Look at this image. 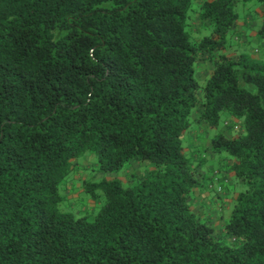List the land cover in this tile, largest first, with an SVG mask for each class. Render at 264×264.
<instances>
[{"label": "trees", "instance_id": "16d2710c", "mask_svg": "<svg viewBox=\"0 0 264 264\" xmlns=\"http://www.w3.org/2000/svg\"><path fill=\"white\" fill-rule=\"evenodd\" d=\"M0 264H264V0H0Z\"/></svg>", "mask_w": 264, "mask_h": 264}, {"label": "rangeland", "instance_id": "374dc122", "mask_svg": "<svg viewBox=\"0 0 264 264\" xmlns=\"http://www.w3.org/2000/svg\"><path fill=\"white\" fill-rule=\"evenodd\" d=\"M239 8H244V6L241 4V5L239 6Z\"/></svg>", "mask_w": 264, "mask_h": 264}]
</instances>
